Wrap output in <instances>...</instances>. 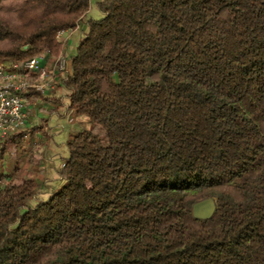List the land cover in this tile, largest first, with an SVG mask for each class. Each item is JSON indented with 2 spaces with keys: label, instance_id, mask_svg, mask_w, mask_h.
<instances>
[{
  "label": "trees",
  "instance_id": "1",
  "mask_svg": "<svg viewBox=\"0 0 264 264\" xmlns=\"http://www.w3.org/2000/svg\"><path fill=\"white\" fill-rule=\"evenodd\" d=\"M89 7L0 0V62L57 56ZM97 9L59 82L88 127L46 198L31 174L5 176L0 264H264V0Z\"/></svg>",
  "mask_w": 264,
  "mask_h": 264
},
{
  "label": "crops",
  "instance_id": "2",
  "mask_svg": "<svg viewBox=\"0 0 264 264\" xmlns=\"http://www.w3.org/2000/svg\"><path fill=\"white\" fill-rule=\"evenodd\" d=\"M100 1L102 0H90L89 10L78 23L77 27L61 37L60 43L62 50L60 54H63L68 60L75 54L77 44L83 33L86 32V21L89 18L97 19L100 17V13L97 9V4ZM52 58L51 55L44 54L43 63L46 66L50 65ZM67 96L68 92L60 84H58L55 93V100L47 101L45 99L46 96L42 97V95L35 93H27L25 95V102L31 98L35 99V102L38 104V109L30 111V114L26 108L28 119L25 129L37 128L34 134L38 136V139L47 136L44 151L46 159H44L45 163L43 166L45 172L56 175L54 177L50 176V181H54L51 182L50 185H45V187L41 185L38 190V198H46L49 190L57 188L60 185L61 181L55 170L59 168V164L63 163V159L67 156V148H65L64 151H62L61 148L63 144L66 146L69 137L75 134L73 132L78 128V124H76V122H78L77 119L81 118L77 117L75 113L69 109ZM43 98L44 100H42ZM43 133H45L44 136ZM54 184H56V186Z\"/></svg>",
  "mask_w": 264,
  "mask_h": 264
},
{
  "label": "built area",
  "instance_id": "3",
  "mask_svg": "<svg viewBox=\"0 0 264 264\" xmlns=\"http://www.w3.org/2000/svg\"><path fill=\"white\" fill-rule=\"evenodd\" d=\"M68 32L71 30L57 32V41ZM43 62L44 54L23 62H0V144L8 136L25 129L28 119L25 95H44L47 90L54 89L69 64L63 54L54 56L48 66Z\"/></svg>",
  "mask_w": 264,
  "mask_h": 264
},
{
  "label": "rangeland",
  "instance_id": "4",
  "mask_svg": "<svg viewBox=\"0 0 264 264\" xmlns=\"http://www.w3.org/2000/svg\"><path fill=\"white\" fill-rule=\"evenodd\" d=\"M57 88L58 84L55 85L54 89L51 88L47 90L46 94L42 95V97L46 96L45 99L47 101L55 100ZM42 100H44V98ZM25 105H27L26 108L28 109L29 114L31 113L30 111L38 109V104L35 102V99L29 98L28 101L25 102ZM77 121L78 122H76V124H78V128L73 133H77L78 131L88 127V123H86V120L83 117L77 119ZM44 134L45 133H43V136ZM46 138L47 136L43 137L42 139H38L37 135L27 132L25 133V138L21 143L8 149L6 156L0 160V181L2 185L9 182L5 178L6 175H12L13 181L17 182L19 179L24 177V175L31 174L32 178H35L39 183L42 184L43 187H45V185H50L51 182H54L50 181L49 178L50 176L54 177L56 175L45 172V168L43 166L45 163L44 159H46L44 152ZM65 148V144H63L61 148L62 151H64ZM59 165V168L55 170L57 171V175L59 170L62 168L63 163ZM16 169H18V171H16ZM54 185L56 186V184ZM200 208L201 209L199 212L202 217L208 216L211 212V204L209 203H201ZM204 209H207L206 213L204 212Z\"/></svg>",
  "mask_w": 264,
  "mask_h": 264
},
{
  "label": "water",
  "instance_id": "5",
  "mask_svg": "<svg viewBox=\"0 0 264 264\" xmlns=\"http://www.w3.org/2000/svg\"><path fill=\"white\" fill-rule=\"evenodd\" d=\"M204 202L211 204V212H210V214H209L208 216H206V217H202L201 214H200V212H199L200 209H201V208H200V204H201V203H204ZM213 210H214V202H213L211 199H206V200L199 201V202H197V203H195V204L193 205V207H192V215H193L195 218H197V219H207V218H209V217L211 216ZM204 212L206 213V212H207V209H204Z\"/></svg>",
  "mask_w": 264,
  "mask_h": 264
}]
</instances>
